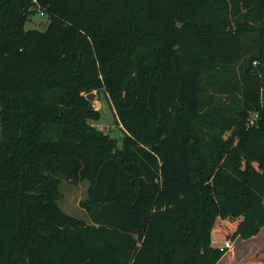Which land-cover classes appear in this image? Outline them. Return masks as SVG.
<instances>
[{
    "label": "trees",
    "instance_id": "obj_1",
    "mask_svg": "<svg viewBox=\"0 0 264 264\" xmlns=\"http://www.w3.org/2000/svg\"><path fill=\"white\" fill-rule=\"evenodd\" d=\"M0 105V264H219V218L264 226V0H0Z\"/></svg>",
    "mask_w": 264,
    "mask_h": 264
},
{
    "label": "rangeland",
    "instance_id": "obj_2",
    "mask_svg": "<svg viewBox=\"0 0 264 264\" xmlns=\"http://www.w3.org/2000/svg\"><path fill=\"white\" fill-rule=\"evenodd\" d=\"M48 17L41 10L30 15L26 23V29H44L47 25ZM95 99L92 101L96 109L101 112L98 120H91L92 125L100 130L109 133L121 141L123 131L117 123V115L113 100L105 90H92ZM88 92V93H90ZM87 94V93H86ZM0 138H1V105H0ZM90 182L83 180L73 183L63 179L60 185V206L68 213L90 221V218L82 206V201L88 197ZM239 223V219L219 218L215 225L213 244L218 247L225 246L229 241L232 245L221 258L219 264H264V226L260 233L251 238L233 237V233Z\"/></svg>",
    "mask_w": 264,
    "mask_h": 264
},
{
    "label": "water",
    "instance_id": "obj_3",
    "mask_svg": "<svg viewBox=\"0 0 264 264\" xmlns=\"http://www.w3.org/2000/svg\"><path fill=\"white\" fill-rule=\"evenodd\" d=\"M86 97H87L88 100H90L92 102L95 99V94L90 92V93L86 94Z\"/></svg>",
    "mask_w": 264,
    "mask_h": 264
},
{
    "label": "built area",
    "instance_id": "obj_4",
    "mask_svg": "<svg viewBox=\"0 0 264 264\" xmlns=\"http://www.w3.org/2000/svg\"><path fill=\"white\" fill-rule=\"evenodd\" d=\"M255 116H253V118H254ZM225 247H227V248H231L232 247V245H231V243L229 242V241H227L226 243H225Z\"/></svg>",
    "mask_w": 264,
    "mask_h": 264
},
{
    "label": "crops",
    "instance_id": "obj_5",
    "mask_svg": "<svg viewBox=\"0 0 264 264\" xmlns=\"http://www.w3.org/2000/svg\"><path fill=\"white\" fill-rule=\"evenodd\" d=\"M215 234V230L213 231V235Z\"/></svg>",
    "mask_w": 264,
    "mask_h": 264
}]
</instances>
